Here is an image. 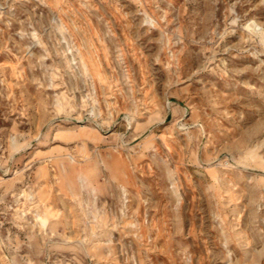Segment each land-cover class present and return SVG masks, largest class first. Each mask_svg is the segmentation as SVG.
I'll list each match as a JSON object with an SVG mask.
<instances>
[{
	"label": "rangeland",
	"instance_id": "obj_1",
	"mask_svg": "<svg viewBox=\"0 0 264 264\" xmlns=\"http://www.w3.org/2000/svg\"><path fill=\"white\" fill-rule=\"evenodd\" d=\"M0 264H264V0H0Z\"/></svg>",
	"mask_w": 264,
	"mask_h": 264
}]
</instances>
